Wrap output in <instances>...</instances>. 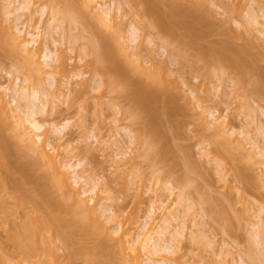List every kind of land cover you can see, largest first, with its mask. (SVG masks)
<instances>
[{"label": "rangeland", "instance_id": "374dc122", "mask_svg": "<svg viewBox=\"0 0 264 264\" xmlns=\"http://www.w3.org/2000/svg\"><path fill=\"white\" fill-rule=\"evenodd\" d=\"M84 1L87 0H73V5L71 0H33L28 12H20L23 14L17 21L20 26L22 23L30 24L34 29L41 22L45 29L42 28L44 31L39 37L41 45H38L41 47L36 45L33 48L40 62L43 63L45 46L54 51L57 49L56 62L45 65L42 72L38 71L18 47L1 39L0 81L12 83L18 77L22 87L39 86L44 93H56V97H51L48 102L47 109L38 113L37 118L46 124L48 139L60 148L64 160L71 164L81 163L79 169H85L88 176L99 177L97 188H102L104 199L109 195L115 199L104 202L112 203L117 221L123 228L139 233L145 220L152 215L153 205L157 208L161 201L167 206L172 205L170 208L177 207L181 215H184L183 210L186 211L183 220L187 218L185 226L189 235L179 238L174 251L161 254L169 257V264H173L175 259L178 264H256L257 256L264 264V154L259 153L260 149L243 133L250 131L256 140H261L259 145L264 148V136L261 134L264 131L261 128L264 127V0H197L199 4L196 0H116L111 3L113 15L117 16L115 22H101L98 15L90 13V6ZM4 2L0 0L2 27L9 23L13 27L16 21H7ZM121 4L122 10H118ZM56 5H60V9ZM194 5L197 8L192 7ZM43 8L45 13L41 12ZM61 9L63 13L71 14V18L62 14ZM200 9H204L203 12ZM148 12L158 13L156 17L161 19L160 24L164 22L162 25L169 31H175L179 42L186 43L184 46L190 43V48H185L177 39L160 37V28L151 26L153 15H148ZM161 14L165 16L161 17ZM54 22L63 28L62 31L58 29L52 33L49 30ZM133 26L138 30L136 42H132L130 36ZM96 32L101 35L99 39ZM50 35L59 40L57 48L51 45ZM94 38L99 45L97 41L93 42ZM124 44L128 47L126 52L123 51ZM111 51L114 53L110 54ZM235 52L240 55L239 65ZM122 53L128 58L124 59ZM250 53H254L256 59ZM209 55L224 60L217 63L214 58L215 63ZM240 57H243L242 61ZM133 58L150 71L170 78L171 108L175 115L168 117V121H161L163 116L158 117L159 124H155V127H161V131L167 128L163 130L167 134L160 130L158 133L161 135L158 146L161 144L163 148L159 146V150L161 153L164 151L162 157L154 158L153 150L146 154L143 141L139 143L144 136L143 117L130 111L132 102L125 96V89L126 92L130 90L131 95H139L135 81L142 78L143 82L146 77L137 63L132 62ZM241 65H245V70L248 67L244 73L247 74L246 79ZM116 70L122 71L119 74ZM162 104H158L160 112H164ZM8 112L0 98V145L15 151L22 147V143L14 140ZM63 126L61 133L53 132L54 127ZM13 140L18 146H14ZM116 142L118 146H114ZM216 147L222 152L223 149L230 150L229 160L222 159ZM240 169L247 172V177L249 174L250 181H245L248 183L237 176ZM4 171L0 168V174L7 180L8 175ZM159 214L157 209L153 216ZM158 223H162L160 217ZM174 226L176 223L171 231ZM4 240V232L0 230V241ZM75 241H71L74 247L71 245L70 253L76 264H86L85 249L87 244L90 245L84 240L80 241L85 247L77 242L76 245ZM80 245L85 248V253L83 250L82 254L78 252L81 251ZM250 250L258 254H253L255 260ZM65 261L62 264H66Z\"/></svg>", "mask_w": 264, "mask_h": 264}, {"label": "bare ground", "instance_id": "6f19581e", "mask_svg": "<svg viewBox=\"0 0 264 264\" xmlns=\"http://www.w3.org/2000/svg\"><path fill=\"white\" fill-rule=\"evenodd\" d=\"M4 1L5 2L2 5L6 11L5 15L7 17V21L9 20V21H16V22L13 27L10 26V23L8 24V26L6 25L2 27V22L0 20V29L2 30V32H0V40L5 39L9 45L18 47L21 53L25 54L26 57L29 59V61L31 62L30 65L34 64L36 66L35 68H37L38 71L42 72L43 70H45L44 69L45 65L50 66L51 63L56 62V56H57L56 50L57 49H55L54 51L50 49L49 46H45V49L42 51L43 63H41L40 58H38L36 56V53L33 51V48L36 45L40 44L39 37L41 36L42 31L45 30L40 25L41 22L39 21L40 23H38V25H36L34 29L31 28L30 24L22 23V26H20L19 23L17 22L23 16V14L22 13L20 14V12H28L32 6L33 0H4ZM72 1L73 0H71V3ZM97 1L98 0L84 1L85 4L87 2V5H89L92 8L90 9V7H88V9L90 10V13L98 15L99 17L98 16L97 17L99 18V20L102 19L101 22L102 21L106 22L104 20L115 22L117 19V16H115V14L113 15L114 8L111 5V3L113 2L114 4L116 0H110L109 1L110 3L107 0H102L103 3L101 1H98V2ZM198 1L197 3L199 4ZM121 2L123 1L121 0ZM80 4H82V1L80 2ZM121 5L120 6L118 5V10H122L123 4ZM59 6L60 5L58 6L56 5V7L58 8ZM196 6H198L199 8V5L196 4ZM196 6L194 5L192 7L197 8ZM56 7H54L55 8L54 10H56ZM62 8L64 9V7ZM94 9H96L95 12L92 11ZM200 10L203 12L204 9L203 10L200 9ZM152 11L156 12L155 10H152ZM41 12L45 13V8H43ZM41 12L39 13L42 14ZM58 13L60 14L61 12H58ZM64 13L62 10V14ZM82 13L83 12H81V14ZM54 14L56 15V12ZM157 14L158 13L151 14L150 12H148V15H153L152 17L153 24L151 23V26H153V28H156V27L160 28V30L158 28L161 34L160 37L168 36V37L173 38V40L176 41V39L179 37L177 33L175 31L173 32V30L169 28L170 31L172 30V32H170L167 29L168 27H166L165 25H162L164 22L163 23L161 22L160 24L159 20L161 21V19L156 17ZM175 14H177V11H175ZM68 16L70 17L72 15L70 14ZM163 16L165 15L161 14V17ZM75 17L77 16L75 15ZM80 18L82 19V16ZM0 19H2L1 16H0ZM56 20L53 19V21H56ZM63 20L65 21V19ZM58 23H60V21ZM58 23L54 22L52 27L50 25L49 30L51 32L52 31L55 32L58 29H60V25ZM162 26L166 28H163ZM62 29L63 28H61L60 30L62 31ZM137 33H138L137 28L133 26L130 31L132 42L137 41L138 39ZM174 33H176V35ZM96 35L98 39L99 37H101V35H99V33L97 32H96ZM94 36L95 35H93V37ZM50 37L52 41L51 45L52 46L54 45L57 48L59 40L54 38L55 36L53 35L52 36L50 35ZM243 37L247 39L245 36ZM103 38H102V41H103ZM108 38L109 37L107 38L105 37L104 39H108ZM96 41H97V44L99 45L98 40H95L93 42L95 43ZM106 41H105V44H106ZM177 42H179L178 39H177ZM247 42L248 41H246V43ZM102 44H104V41ZM181 44H183V42ZM189 44L186 45L188 46L187 48H190ZM250 44H251L250 46L254 45V44L252 45V43ZM40 45L38 46L41 47ZM98 45L95 47H98ZM186 46L184 47L186 48ZM122 47H123V51L126 52L128 47L125 44ZM253 47L255 49L257 48L255 46ZM176 48L178 47L176 46ZM176 48L174 47V50L176 51L180 49V48L178 49ZM101 49L102 48H100L98 51H100ZM112 52L113 51H111L110 54H112ZM262 52H264V50ZM105 54L108 55V53H105ZM122 54L125 59V57L127 56L125 55V53H122ZM253 54H251V56ZM237 56H236V63L239 65L238 58L240 55L238 54ZM203 57H206V56L203 55ZM252 57H254V55ZM258 57H260V55ZM114 58L116 59V57ZM214 58L216 59L217 63H219L220 59L221 61L224 60V58L222 59V57L221 58L219 57V59H217L218 57L216 58V56L214 55V57H212L213 61H215ZM242 58L240 57V61H242L241 60ZM212 59L210 60L212 61ZM229 59H231V56ZM104 60H106V58ZM104 60H102V62ZM132 60H133L132 61L133 63L134 62L137 63L136 62L137 60H134V58ZM244 60L245 59H243V61ZM231 61H233V58ZM245 61L247 63V60ZM108 62L109 61H107V63ZM99 63L101 64L100 61ZM118 63L124 66L123 64H121V61H119ZM126 64L128 65V63ZM129 65L131 64L129 63ZM136 65H138L139 68H141L142 72H144V74L146 75L144 79V81L146 82L144 81L142 82L141 80L142 78L141 79L139 78V81L138 80L135 81L136 84L134 85L135 87L138 86L139 88L138 90L140 94L137 96L136 95L134 96V94L133 95L130 94V90L126 92V89H125L124 91L126 93L125 96H128L129 101L131 100L130 102H132L131 104L133 108L131 107V104H130V107L132 108V109L130 108V111L132 110L133 112H135L134 114L136 116L140 115L141 117H143V130H142L143 132L142 133L144 136H142L143 138H141V140L139 139L140 140L139 143L143 141L142 145L145 147V150H147L146 154L151 153V151L153 150L154 158L162 157L164 151L163 153H161L162 150H159V148L161 147L160 146L161 144H159L160 147L158 146V143H159L158 137L160 138L161 136V135L158 136V133H159V130L161 131V127L159 128L155 127V124H159L157 122L159 121V119L157 120L158 117L161 118V116H163L160 120L168 121L169 119L167 118L172 117L173 114L175 113L172 111V108H171L172 107L171 104L173 101L172 100L173 94H171L172 92H170V89H169L171 88L170 87L171 85L169 82L170 78H166V76L163 74L161 75V73L152 72L146 67H143L142 64H141L142 66L138 63ZM243 66L241 69L245 71L243 72L244 74L246 73V70H248L247 69L248 67L247 68L245 67L246 68L245 70L243 69ZM242 70L239 72H242ZM116 72H119V71L116 70ZM243 77H245L246 79L247 74L246 75L244 74ZM113 78H115V76ZM114 81L116 82V79L113 80V83L115 84ZM119 81H118V84H120ZM140 89L143 90V93H141L142 91ZM256 89L257 88H255V90ZM49 93L42 92V90L39 89V86H31L27 88L22 87L21 81L19 80L18 77L15 80H13L12 83L11 82L7 83V81L6 82L0 81V98L5 103L7 111H9L7 113L8 116L7 115L6 116L9 120L11 119L9 126L11 125L10 129H12L14 133L13 135L15 136V138L14 137L13 138L15 141H21L20 143H22V147L20 146L18 147V149L16 148L15 151L10 150L9 147H7L6 145L4 146L2 144L3 147H1L0 145V168L1 170H5L4 171L5 174L8 175V179L6 180L4 178V175L0 174V230L4 232V236H5V240L0 241V264H62V262L65 260H66L65 261L66 264H74L75 261L73 258V254L70 253L69 248H71V245L73 246L72 242L75 241V239H76L75 243L76 242L81 243L80 240L82 241L84 240L83 242L89 243L90 246H88V244L87 246L91 247L88 249L87 246L84 245L82 242L81 244L84 247L86 246V249L82 245H80L81 251H78L81 253L83 250L82 253H85L84 249L86 250L87 253L85 254L87 257L86 256L85 257L87 258V261H85L86 259L84 260L85 262H87L86 264H89V263L90 264H169L168 263L169 257H167V255L161 256V254H163V252L174 251V249L177 248V244H178L177 241L179 240V238L180 237L184 238V237H187V235H189L187 232L188 227L185 226V223L187 222L185 220L187 218L183 220V217L185 216L186 211L183 210L182 212H184V215L183 213L181 215V213H179L181 212L180 210H178L179 212H177L176 210L177 207L175 209L170 208L172 205L167 206L165 205L166 203L161 201L160 202L161 205L159 207L156 208V206L153 205L152 215H149V218L145 220L139 233L129 232L128 228H123L117 221V217L115 216L113 205H111L112 203L107 202L111 198L112 200L114 198L111 197V195H109L110 197L107 196L104 199L101 196L102 188H99V187L97 188V186L99 185L98 182H100L99 177L88 176L86 172L84 171L85 169H79V166H81V163L71 164L67 160H64L62 158V152L60 148L56 147L53 142L49 141L48 129L46 128L47 127L46 124H44L37 118L38 113L44 112L47 109L46 107L48 106V102H50L51 97H54V96L56 97L55 92L54 93L52 92V94H49ZM160 103L161 104L163 103L162 106L164 107V112H160L158 110L160 106L158 104ZM134 108L136 109L135 111L133 110ZM155 114L157 117H154ZM132 117H135V116H132ZM154 118H156L157 123H155ZM0 121H1V117H0ZM160 123L163 124L162 122ZM164 123H167V122H164ZM64 128L65 126L61 128L54 127L53 132L61 133ZM261 128H264V127H261ZM165 129L167 128L165 127ZM217 132H220V131H217ZM217 132L215 134H217ZM263 132L264 131H262L261 134L264 136ZM243 133L248 139L252 140V143L256 148L260 149L259 153L264 154V148H262L263 147L262 144H260L262 147L259 145L261 140L259 141L257 139L259 141L258 142L256 140V137L254 138L250 131H244ZM261 134L259 136H261ZM58 138H61V136H59ZM167 139L169 142L170 138L168 137ZM14 140L12 141L13 144L16 143ZM132 142L136 144L135 140H133ZM20 143L19 145H21ZM15 145L16 144H14V146ZM115 145L118 146L117 142L116 144H114V146ZM161 149L163 148L161 147ZM216 150H218L217 152L220 154L221 158L223 156L222 159L229 160L227 158H229L228 156H231L230 155L231 153L229 152L230 150L228 151L226 149H223V152H222V150L218 147H216ZM122 154L126 155V153H121V155ZM146 154L144 152V155ZM233 161L234 160H232V162L230 161L229 162L233 163ZM234 165L236 167V164ZM186 166L189 167V164H187ZM188 167H187V170H189ZM241 169L239 171L236 170L238 173L237 176L240 177V179L244 182L248 180L250 181V179H248L250 178L249 174L247 177V172L245 171L246 172L245 173L243 172L244 170L241 171ZM248 182H245V183H248ZM104 200H107V201L104 202ZM156 203L158 202L156 201ZM157 209L160 210V214L159 216L154 217L153 215L157 213ZM223 210L224 208L221 210V212ZM222 213H225V211ZM159 217H160V220H162V223H158ZM174 223H176V226H174L175 231L174 229L173 231H171L172 230L171 227H173ZM260 226L261 225H259V229H260ZM185 231L187 233H185ZM258 232L261 235L262 229H260V231ZM263 234L264 233H262V235ZM171 243H174V244L172 245ZM90 249H92L91 252H90ZM67 251H69L71 255L67 253ZM250 253L252 254L253 259L255 260L256 259L255 256H257L258 254L255 255V252L253 253V251H251ZM258 257L260 256H257L258 262L256 261L254 263L263 264L259 261L261 260V258L258 260ZM253 259L251 261H253ZM72 260L74 261V263L72 262ZM173 264H178V261L175 259V262Z\"/></svg>", "mask_w": 264, "mask_h": 264}]
</instances>
